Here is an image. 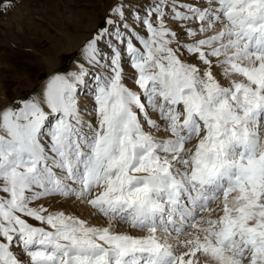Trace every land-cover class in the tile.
Returning <instances> with one entry per match:
<instances>
[{"label":"snow or ice","instance_id":"6c2138e0","mask_svg":"<svg viewBox=\"0 0 264 264\" xmlns=\"http://www.w3.org/2000/svg\"><path fill=\"white\" fill-rule=\"evenodd\" d=\"M0 264H264V0H116L75 70L0 105Z\"/></svg>","mask_w":264,"mask_h":264},{"label":"rangeland","instance_id":"374dc122","mask_svg":"<svg viewBox=\"0 0 264 264\" xmlns=\"http://www.w3.org/2000/svg\"><path fill=\"white\" fill-rule=\"evenodd\" d=\"M6 2L7 0H0V3ZM11 2L14 5L11 9L0 11V105L34 96L37 88L45 86L47 81L44 79L48 74L39 61V55L49 61L50 57L59 51L54 63L56 66L49 75L75 70L77 61L80 60L81 45L104 25L105 17L116 0H11ZM123 2L126 6L140 10L150 3V0ZM10 20L13 23L11 24L13 31L7 35L5 23ZM67 30H79L77 34L79 37L71 39L70 35L65 34ZM74 43L76 44L70 45ZM124 70L125 84L138 88L134 84L135 71L127 61L124 62ZM130 71L134 75L132 83L126 82ZM38 73L40 75L35 77ZM31 79L36 80L32 83ZM80 97L94 102L92 96L86 93ZM42 201L49 203L51 198ZM127 228L126 223L114 224L115 231L124 232L128 230ZM13 250L22 259H27L19 248Z\"/></svg>","mask_w":264,"mask_h":264},{"label":"bare ground","instance_id":"6f19581e","mask_svg":"<svg viewBox=\"0 0 264 264\" xmlns=\"http://www.w3.org/2000/svg\"><path fill=\"white\" fill-rule=\"evenodd\" d=\"M20 23H21V21H20ZM11 24H13L11 22V20L8 21L7 23H5V26H6L5 33H7V35L10 34L13 31V27H12ZM20 33L22 34V32H20ZM133 77H134L133 72L130 71V73L127 76L126 82L132 83ZM129 87L133 91L139 92V89L138 88H135L133 85H129ZM79 103H80L81 109H84L85 107H87L89 113H91V111L93 109L94 102L87 101L86 98H84V97L83 98L82 97H79ZM39 203H43L45 206H47L48 209H49V211H56V210H61L62 209V210H64L67 213H71L73 215L79 216L82 219L88 220V222L90 224H96V225L103 226L106 223V221H105V219L103 217H100L99 215L92 216L91 215V210L89 208H87L84 205L79 204V202H74L72 199L62 200L61 201V199H59V198H55V199L51 198V201H49V203H47V201L43 202L41 200V201H38V202H34V205L33 206H35V204H39ZM211 206L212 207H215L214 204L211 205ZM31 222L34 223V224H36V226H45L46 227V225H40V224H38L35 221H31ZM121 228H125V227H121ZM127 229L128 230L127 231H124V232H129L130 234H133V235H139L140 234L136 230L129 229V227ZM119 232H122V231L120 230Z\"/></svg>","mask_w":264,"mask_h":264},{"label":"crops","instance_id":"0c3cea01","mask_svg":"<svg viewBox=\"0 0 264 264\" xmlns=\"http://www.w3.org/2000/svg\"><path fill=\"white\" fill-rule=\"evenodd\" d=\"M87 28V27H86ZM84 31H86V29L84 30ZM78 32H79V30L78 31H74V30H67V32L65 33L66 35H70L71 36V39H73V38H75V36H78L79 37V35H77L78 34ZM61 38H63V36H60ZM78 42V41H77ZM76 42V43H77ZM63 43V42H62ZM76 43H74V44H70V45H75ZM11 44V43H10ZM70 45H67V46H70ZM66 46V45H65ZM6 55H9V54H6ZM45 55H48V56H50V54H45ZM5 56V55H4ZM59 56V51L57 52V53H55L52 57H50V60L49 61H46L44 58H43V56H40L39 55V61H40V63H42V67H44V70L46 71V73L48 74V77L46 78V79H44L45 81H47L48 80V78L51 76V75H49V73L53 70V68L56 66V64H54L55 63V60H57V57ZM40 75V73H38V74H36L35 75V77L37 76H39ZM34 77V78H35ZM32 80V83H33V81L34 80H36V79H31ZM43 81V80H42ZM41 85V84H40ZM44 85V84H43ZM31 86V85H30ZM42 86V85H41ZM41 86H40V88H37V90L35 91V93L34 94H38V93H40V91L42 90V88H41Z\"/></svg>","mask_w":264,"mask_h":264}]
</instances>
